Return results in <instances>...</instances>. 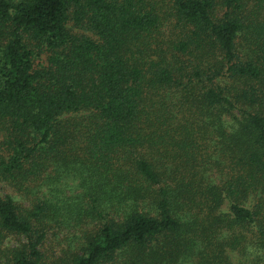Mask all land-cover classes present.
Returning <instances> with one entry per match:
<instances>
[{
  "label": "trees",
  "instance_id": "trees-1",
  "mask_svg": "<svg viewBox=\"0 0 264 264\" xmlns=\"http://www.w3.org/2000/svg\"><path fill=\"white\" fill-rule=\"evenodd\" d=\"M0 264H264V0H0Z\"/></svg>",
  "mask_w": 264,
  "mask_h": 264
},
{
  "label": "rangeland",
  "instance_id": "rangeland-1",
  "mask_svg": "<svg viewBox=\"0 0 264 264\" xmlns=\"http://www.w3.org/2000/svg\"><path fill=\"white\" fill-rule=\"evenodd\" d=\"M5 189V192L3 193H10L12 195H14L11 191L7 190V188H4ZM50 238V237H49ZM56 238H52L50 239V241L47 243V247H48V250L50 251H54V250H58V247H60V241H61V236L59 237V239L57 241H55Z\"/></svg>",
  "mask_w": 264,
  "mask_h": 264
}]
</instances>
